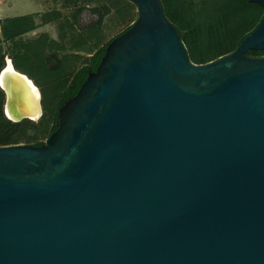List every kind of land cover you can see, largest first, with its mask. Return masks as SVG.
Segmentation results:
<instances>
[{"label":"water","instance_id":"95a60500","mask_svg":"<svg viewBox=\"0 0 264 264\" xmlns=\"http://www.w3.org/2000/svg\"><path fill=\"white\" fill-rule=\"evenodd\" d=\"M133 1L45 142L0 145V264H264V15L196 62L161 0ZM9 59L5 113L37 120Z\"/></svg>","mask_w":264,"mask_h":264},{"label":"trees","instance_id":"16d2710c","mask_svg":"<svg viewBox=\"0 0 264 264\" xmlns=\"http://www.w3.org/2000/svg\"><path fill=\"white\" fill-rule=\"evenodd\" d=\"M197 1L198 0H174L176 13L172 14L173 20H170L179 30L181 37L186 43V45L188 46V43L190 42L191 45H193V48L198 47L200 43L199 38H202L203 35L206 33L204 31L203 33H201V26L203 25L199 22V16L201 17L203 13H205L206 15L208 14V6H206L205 4L201 5ZM237 1H239L240 5L234 3L232 0H222L221 3H216V5H213L212 8L209 9L210 18H215L217 20V26L222 30L223 34L227 36L230 35V33L233 32L235 28L240 26L239 24H237L238 22L243 21L242 23H245L247 20H249L246 19L249 17V15H251V18L254 19L250 21L248 26L239 30V33L233 39L232 42L216 43V41L214 40V34H210L209 36H207L209 42H207L206 44L209 47V50L205 53L200 52L194 55L193 57L190 55V57L194 61L206 62L211 59L217 58L222 54L234 50L239 45L241 40L248 34V32H250L255 26H257L264 13V10L261 5L254 2H250L248 0ZM102 6L104 7V11L101 13V16L97 21V25L95 26L97 29L98 27L103 25L104 15L110 13L112 10V6L109 4L104 3L102 4ZM123 9L124 8L121 7L118 11H121ZM53 14V16H51V13L43 14V17L44 15H46L43 21L47 22L51 20L52 17L57 15L55 13ZM34 16V13H26L17 16L6 17L3 20L0 31V71L6 65V57L10 56L16 69L28 74L34 80V77L30 75L29 72L23 69V67L20 65V58H22V56H24L27 51L32 48L31 45L37 44L36 42L38 40H34L35 38L32 39L34 40V42H29V40H25L24 42L18 44L19 46L14 51L9 49L12 43L15 44V41L17 40V38H19V36L39 27L40 22H37ZM206 18L208 19V16H206ZM130 25L131 23L128 24L125 28H123V30H121L119 33L126 30L128 27H130ZM95 27H93L92 29H95ZM86 33V35H84V31H80L78 33L79 40L74 43V46L78 47L77 49L84 47L87 44L86 41H88V38L91 37L90 35H88L90 32ZM114 36L109 38L104 43L99 44V46L93 51H90L92 52V54L85 56V58L82 59V63L79 64L78 68L73 73L66 75L63 79H61V86L59 87V91L55 93L56 96L54 98L53 103H44L45 98L43 95V106L47 117L43 118L40 122H36L30 118H23L19 121H14L8 118L5 114L6 93L4 89L0 86V145L20 143L23 138L28 134V131L32 128L35 129L34 135L47 132L49 136L58 127V108L68 98L76 94L79 87L86 79L88 73L96 70L105 52L108 42ZM38 38H42L43 41L40 40V45L35 48L34 51L36 52V54L41 56L42 54H44V56H42L43 62H45V64L47 63L46 67L49 68V70H53V68L56 67V65L62 61V58H60V61L54 64L52 63L50 55L52 53V56L58 57L60 50L64 49V45L60 43L59 40L50 38L47 32H43L40 36H38ZM70 53L65 52L63 55H67ZM71 54L78 55L77 53ZM71 79L76 82V87L74 89H71L70 85H68ZM34 82L36 83L35 80ZM48 82L49 79H45L43 83L46 84ZM37 85L40 87L39 84ZM29 142L32 141L29 140ZM44 142L45 140H36L32 144L40 145Z\"/></svg>","mask_w":264,"mask_h":264},{"label":"rangeland","instance_id":"374dc122","mask_svg":"<svg viewBox=\"0 0 264 264\" xmlns=\"http://www.w3.org/2000/svg\"><path fill=\"white\" fill-rule=\"evenodd\" d=\"M161 1L167 17L172 21V14L176 13L174 0ZM221 1L222 0L197 1L201 5L205 4L208 6V14L206 15L203 13L201 17L199 16V22L203 25L201 26V33L204 31L206 32V35L204 34L205 36L203 35L202 38H199L200 43L198 47L193 48V45H191L190 42L188 43V51L192 57L200 52L205 53L209 50L206 43L209 42L207 36L210 34H214V40L216 43L232 42L239 33V30L248 26L250 21L254 19L249 15V17L246 18L249 20L245 23H242L243 21L238 22L237 24L240 26L235 28L230 35L227 36L223 34L222 30L217 26V20L215 18H210L209 13V9H211L213 5H216V3H221ZM232 1L240 5L239 1ZM104 3L111 5L112 10L110 13L104 15L103 25L100 27L97 26V29L95 26L97 25L101 13L104 11V7L102 6ZM121 7L124 9L118 11ZM0 8L2 9L0 17L34 13V18L36 21L40 22L39 27L19 36L15 41V44L12 43L9 49L14 51L19 46L18 44L25 40H29V42L38 40L36 42L38 45H31L33 49L30 48V50L20 58V65L23 69L27 70L29 74L34 77L36 83L40 85L41 91L43 92L42 101L44 95V103L47 102L49 104L53 103L56 96L55 93L59 91L61 79L66 75L73 73L78 68L79 64L82 63V59H84L85 56H88L90 51H93L99 46V44L104 43L109 38L119 33L138 16L137 4L133 0H3L0 1ZM45 13H51V16L54 15L53 13L57 15L52 17L51 20L44 22L43 20L46 15L43 17V14ZM206 16H208V19ZM93 27H95V29H92ZM80 31H84V35L87 34L86 32H90L88 35L91 37L88 38V41H86L87 44L84 47L77 49L78 47L74 46V43L79 40L78 33ZM43 32H47L50 38L59 40L60 43L64 45V49L60 50L58 57L52 56V53L50 55L52 63L54 64L62 58V61L57 64L53 70H49V68L46 67L47 63L45 64V62H43L42 56H44V54L41 56L34 51L35 48L40 45V42L43 41L42 38H38ZM65 52L77 53L78 55L71 53L63 55ZM45 79H49V82L46 84L43 83ZM45 117L47 116L44 112L37 120H32L40 122ZM34 134L35 129H30L20 143H33L36 140H46L48 137L47 132L37 135ZM29 140L32 142H29Z\"/></svg>","mask_w":264,"mask_h":264},{"label":"bare ground","instance_id":"6f19581e","mask_svg":"<svg viewBox=\"0 0 264 264\" xmlns=\"http://www.w3.org/2000/svg\"><path fill=\"white\" fill-rule=\"evenodd\" d=\"M14 67L13 61L9 59V64L4 69L2 74V83L11 91L14 89L17 90V93L21 97V102L20 104H17L18 102H16V104L20 108L21 112L30 115L31 117L40 115L41 108L39 102L42 95H40L39 89L37 90L33 84H29L27 81H25L23 76L14 70ZM32 82L34 85H36L33 80ZM8 112L9 114L12 113L11 110Z\"/></svg>","mask_w":264,"mask_h":264},{"label":"flooded vegetation","instance_id":"af4514ba","mask_svg":"<svg viewBox=\"0 0 264 264\" xmlns=\"http://www.w3.org/2000/svg\"><path fill=\"white\" fill-rule=\"evenodd\" d=\"M248 1H250V2H254V3H257V4H260V3H258V2H256V1H253V0H248ZM261 5V4H260ZM261 7L263 8V10H264V7L261 5ZM263 15H264V13H263ZM263 15H262V17H263ZM262 17H261V19H262ZM260 19V20H261ZM260 22V21H259ZM258 25V24H257ZM256 28V26L252 29V30H254ZM251 30V31H252ZM250 31V32H251ZM250 32H248V33H250ZM260 51V52H259ZM263 51V52H262ZM248 55H251V56H257V55H262V54H264V49H257V50H255V49H249L247 52H246ZM92 54V52H89V54L88 55H91ZM68 85H70V88L71 89H74L75 87H76V82H74L72 79H71V81L69 82V84ZM41 90V89H40ZM41 95H42V91H41ZM42 107H43V113L45 112L44 111V106H43V101H42Z\"/></svg>","mask_w":264,"mask_h":264},{"label":"crops","instance_id":"0c3cea01","mask_svg":"<svg viewBox=\"0 0 264 264\" xmlns=\"http://www.w3.org/2000/svg\"><path fill=\"white\" fill-rule=\"evenodd\" d=\"M0 1H3V0H0ZM2 9L0 8V13H1ZM19 15V14H18ZM22 15V14H21ZM11 16H17V15H11ZM6 17H10V16H5V17H0V31H1V25L3 23V20L6 18ZM39 22V21H37Z\"/></svg>","mask_w":264,"mask_h":264}]
</instances>
